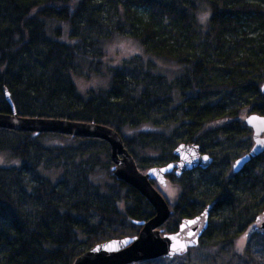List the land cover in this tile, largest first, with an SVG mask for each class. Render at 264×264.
<instances>
[{"label":"trees","instance_id":"obj_1","mask_svg":"<svg viewBox=\"0 0 264 264\" xmlns=\"http://www.w3.org/2000/svg\"><path fill=\"white\" fill-rule=\"evenodd\" d=\"M115 37L141 52L110 65ZM71 75L109 81L82 94ZM263 86L264 0H0V113L107 126L142 173L195 146L203 168L164 176L174 204L150 182L170 208L161 235L208 209L198 250L231 246L264 217V152L231 172L252 147L244 116H264ZM0 155L17 162L0 166V264H73L154 216L101 140L0 129Z\"/></svg>","mask_w":264,"mask_h":264},{"label":"water","instance_id":"obj_2","mask_svg":"<svg viewBox=\"0 0 264 264\" xmlns=\"http://www.w3.org/2000/svg\"><path fill=\"white\" fill-rule=\"evenodd\" d=\"M264 92V86L262 87ZM6 93V92H5ZM6 100L9 102L8 94ZM244 123L252 132V147L232 164L233 173H239L250 161L264 152V116L249 114L244 118ZM0 129L6 131L28 132L34 134H59L70 137L98 139L109 146L110 160L113 165L114 178L136 190L154 210V216L146 222H138L141 227L136 238L132 240H111L98 244L73 264H141L159 258L171 259L185 252L190 246L197 244L199 235L206 226L208 209L203 215H198L193 220L183 221L179 227L181 232L195 225L187 233L191 238L198 228V222L203 218L204 225L192 240H182L178 233L161 235L158 230L170 216V208L164 197L154 188L151 180L164 184L165 174L175 171L176 174L186 173L197 168H203L208 159L199 153L193 145H182L177 151L178 160L163 167L149 169L146 173L140 172L132 158L125 150L121 137L113 129L99 124L75 122L61 119L23 118L15 114L0 113ZM259 228L264 232V220H260Z\"/></svg>","mask_w":264,"mask_h":264},{"label":"rangeland","instance_id":"obj_3","mask_svg":"<svg viewBox=\"0 0 264 264\" xmlns=\"http://www.w3.org/2000/svg\"><path fill=\"white\" fill-rule=\"evenodd\" d=\"M105 51L107 55L106 62L110 65L119 66L121 60L133 56L134 53L141 52V49L129 37H115L107 43ZM165 66L167 69L172 68L170 65ZM71 78L77 90L82 94L91 89H106L109 81L106 76L104 78L91 76L84 79L71 75ZM15 164L17 162L8 155H0V166ZM43 174L44 176L50 175L54 183L59 177L58 172ZM160 190L170 205L175 203L178 194V189L175 186L166 182V184L160 186ZM260 220H264V217ZM161 259L149 264H264V239L261 234L255 232L253 234H243L228 247H215L205 250L193 248L187 254L180 255V257Z\"/></svg>","mask_w":264,"mask_h":264},{"label":"flooded vegetation","instance_id":"obj_4","mask_svg":"<svg viewBox=\"0 0 264 264\" xmlns=\"http://www.w3.org/2000/svg\"><path fill=\"white\" fill-rule=\"evenodd\" d=\"M258 223H261V222L259 221ZM203 225H204V220L202 219V220L199 222V224H198V228H197V230H196V233H195L191 238H189V239L187 238L186 235H187L188 231L191 230V228H193V227L196 226V225H192L191 227L186 228V229H184V230L181 231V232H178V237H180L182 240H192L194 237H196V235H197L198 232L201 230V228L203 227ZM259 225H260V224L256 225V227L254 228V231H255V232H258V233H260L262 236H264V232L261 231V229L259 228ZM197 241H198V240H197ZM195 246H197V244H195L194 246H190V247H188V248L186 249V251L183 252V253H181L180 255L186 253L189 249H192V248H194ZM180 255H177V256L180 257ZM177 256H174V257H177ZM174 257H173V258H174ZM141 264H144V263H141Z\"/></svg>","mask_w":264,"mask_h":264}]
</instances>
